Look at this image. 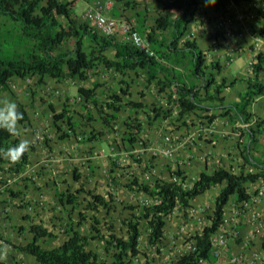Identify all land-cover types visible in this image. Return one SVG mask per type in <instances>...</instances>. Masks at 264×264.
<instances>
[{
    "label": "trees",
    "instance_id": "16d2710c",
    "mask_svg": "<svg viewBox=\"0 0 264 264\" xmlns=\"http://www.w3.org/2000/svg\"><path fill=\"white\" fill-rule=\"evenodd\" d=\"M117 1H127L128 4L137 5L136 0ZM155 1L159 3L158 7L161 11L152 20L150 26L139 33L145 34L158 59L139 51L130 42H117L115 35L111 37L100 35L98 29L90 27V22H83L74 15V2L0 0V18L4 19L3 24L0 25V92H8L14 96L10 87L13 79H26L28 76H37L39 82L44 77L59 82L86 81L88 72L96 70L98 64L121 74L134 72L136 76L144 77L147 85L155 84L159 92H164L170 87L174 88L169 95L167 105L174 106L176 110L174 119L185 122L171 121L168 123L171 125L169 129L179 133L185 128H191L186 120L190 119L189 121L192 122L194 116L205 121L207 125L220 117L226 118L233 130L241 132L245 141L244 148L240 147L244 164L255 170L244 173L245 166H242V171L238 175L222 168L211 173H201L190 188L173 181L157 180L154 184H149L134 179L129 184V189L135 194L147 195L155 202L143 206L139 213L135 212L138 210L137 207H125L133 212L125 219L119 218L126 228L125 237H119L114 233L116 229L114 216H111V223H108V235L103 234L102 228L98 227L102 224L98 219L93 220L90 231L92 236L81 231L83 222H86L88 217L81 209L80 195L91 196L96 208L108 211L107 215L110 216L111 211L116 212V208L112 207L104 196L93 195L82 187L76 193H56V200L65 208L70 206L78 213L80 219L79 221L68 219L63 230L65 237L63 243L49 250L41 246V241L45 238H57L56 235L42 225H33L30 228V233L33 235L31 241L15 248L20 253L32 256L35 264H135L141 256L148 258L146 252L141 249L143 227L149 231L148 246L154 247L159 255L165 243L166 217L176 209L190 208L193 200L213 187H220L213 215L210 217V225L206 226L201 234L194 236L195 250L180 257L174 264H199L200 260H211V237L224 224L225 207L230 199L235 197L237 202L247 200L246 186L259 180L264 181V161L255 159L251 153L252 147L264 137V116L254 118L251 111L255 99L264 94V86L259 81L260 72H264V57L261 55L258 57V63L254 68L256 80H251L247 91L240 95L239 101L225 103L222 97L223 90L233 88L234 83L227 84L225 79L218 81L215 74L222 72V66L219 63L206 65L204 54L196 41H190L186 37L188 25L195 20L197 12L201 9L209 7L218 11L221 7L239 5L247 0H153ZM227 15L224 13L225 19L229 17ZM136 17L142 26L147 16L138 13ZM3 28L7 29L3 30ZM158 32L164 34L158 36ZM86 39L91 41L88 48H86ZM109 49L115 51L114 59L107 57L106 52ZM183 68H188L187 75L181 70ZM160 74L162 77H159ZM190 79H194L196 83L189 82ZM95 90V87L92 89L79 87L78 94L86 102L93 103L99 118L104 121V126L113 132L114 126L111 125V120L122 110L124 106L122 100L118 95L112 94L111 101L107 105H99ZM130 104L135 108L143 106L134 102ZM107 108H110L112 113H107L105 111ZM18 110L24 115V119L19 121V124L29 123L30 116L26 108L18 104ZM153 112L156 118L166 119L172 116L163 108L154 109ZM61 120H64L67 126V134L62 140L76 138L78 123L72 121L67 111L54 116L55 126ZM86 120L89 123L96 121L89 114L86 115ZM237 123L246 126L243 129H236ZM146 125L151 126L153 123ZM125 126L126 131L121 139L124 146L134 148L137 143L144 144L140 139L143 132L142 123L137 126L131 124ZM58 130L62 131L59 128ZM18 137L0 129V163H4L3 152L9 147L18 145ZM92 139L93 137H90L87 142H92ZM121 140L118 143H121ZM34 150L35 148L32 147L31 152ZM28 158L27 152L20 164L16 165L17 171L24 169L28 164ZM134 162L141 164L137 159H134ZM80 180V176H74L76 183H80ZM11 193L14 194L13 191ZM81 200L85 202L87 199ZM29 218L25 216L23 220ZM89 239L104 244L105 258L98 251L87 249Z\"/></svg>",
    "mask_w": 264,
    "mask_h": 264
},
{
    "label": "crops",
    "instance_id": "0c3cea01",
    "mask_svg": "<svg viewBox=\"0 0 264 264\" xmlns=\"http://www.w3.org/2000/svg\"><path fill=\"white\" fill-rule=\"evenodd\" d=\"M67 1L74 2V15L79 17L82 21L84 13L91 7L94 0ZM136 1L137 5L134 6V4L131 5L127 3V6H125L126 8L124 7V9H120L118 8V1L114 0V2L111 3V7L108 8V10H104V14L108 18L115 19L119 23L120 30L117 34H115L117 42H128L126 39V32L124 30L126 24L132 25L138 32H144V29L149 27L148 25L152 23V20L156 18L158 13L161 11L160 7H158L159 3L156 1ZM76 8H79V13L76 11ZM238 9V6L233 5L230 7H221L218 11L209 7L201 9L197 12L195 20L188 25L186 32L187 39L190 41L195 40L200 50L203 52L206 65L219 63L222 66V72L217 75L215 74L216 79L220 82L225 79L227 84L230 82L234 83L233 88H226L223 90L222 97L224 98L225 103L239 101L240 95L247 91L251 80H253L252 77H248L245 73V59L247 57V46L250 40V34H247L245 39L241 42L235 40H225L223 39V34L220 32L219 28L220 21L224 19V13L228 14L227 16H232L233 19L237 14ZM123 10L124 16L122 20L125 19L126 21H119L118 19ZM153 10H156L157 12L155 15H153ZM138 13L142 15L145 14V16H147L144 20V28L142 27L143 25L141 26L136 19V15ZM260 17L263 18L262 16ZM140 20H142V18ZM84 22L87 21L84 20ZM248 25H250V23ZM90 27L94 26L90 24ZM231 27L236 31L240 28V25L231 24ZM97 32L102 35L99 31ZM157 34L158 36H162L164 33L158 32ZM143 35L145 36V34ZM86 40V44L89 46L91 41L88 39ZM238 52L240 53L239 55ZM106 55L109 59H114L115 51L113 49H109L106 52ZM87 75L88 78H90V76L94 77V81L90 84V86H86L85 84L88 79L86 81L67 80L62 82L50 77H44L39 82L37 76L28 77L26 79H13L11 89L14 92V96L10 95L8 92H0V106H2L3 101L10 100L15 102L17 106L18 104H22L28 111L30 122L26 125L19 124L20 135L18 137V142H20V140H28L30 146L33 142L39 141L41 143V140L45 139L44 133L42 132L44 125H54V115L61 114L64 111H67L72 121L76 123H89L86 120L87 114L96 120L90 123H104V121L99 118L97 109L91 101L84 103V105H80L83 103H75V99L79 96V87L88 89L95 87V91L97 93L96 99L98 100L99 105H107V103H109V100H106L105 104H102L101 101H99L104 100V96L106 97V94L109 92L114 95H118L121 98L124 106L114 119L111 120L110 118L111 123H143L142 125L144 126V123H171V121H175V123L185 122V120L177 121L174 119L176 118V110L174 106L172 107V105H167L169 95H171L174 90L173 87L167 88L164 92H159L158 87L155 84L147 85L144 77L136 76L134 72L121 74L114 69H106L102 64H98V68L96 70H90ZM159 77H162V75L160 74ZM116 81L118 83H115ZM259 81L264 82V78L262 79L259 77ZM132 102L143 104L144 107H132L130 106V103ZM82 106H87L88 109L82 108ZM160 108L170 112L172 116H169V118L166 119L156 118L153 111L154 109ZM71 110L73 111L71 112ZM105 111L107 113H112L110 108H107ZM251 111L254 118L264 116V94L255 99ZM189 120L190 119H187L186 123H198L193 126L195 130H198L206 124L205 121L200 120L195 116L192 122ZM60 123L63 127L64 124L62 123L65 122L64 120H61L56 124L60 126ZM213 124L214 125L212 127H214L215 130L213 132H211V130L202 132V135L196 140V142L200 146L204 145L201 148H205L206 152L212 151L216 158V162H207L202 159V151L195 153V155H191L189 151L182 150L179 152V156L176 160H183L189 155L194 156L193 165L189 168L185 167L187 175L198 178L201 173H211L219 168L229 169L237 163H241V167L245 166V169L249 171H254L255 169L253 167L244 164L242 149L244 148L243 144H245V141H243L241 132L233 130L232 125L228 123L226 118L220 117L213 122ZM152 126L153 125L148 127ZM241 127H243V124L237 123L236 129ZM76 128L78 131L79 124H77ZM185 130H192V128H185L179 131V133H183ZM108 136L110 135L107 134L106 137L109 138ZM97 139L95 140V143H93L94 141L89 142L90 146L91 143H93V145H100L99 142H97ZM69 141L70 140L67 139L62 142L66 144ZM107 142L111 143V141H106V143ZM225 142H227L226 144L231 147L230 150H227L228 153H226L227 151L225 152L221 150V148H218L219 146H214L218 143ZM47 145L49 146V143ZM121 145L124 146L122 140ZM45 146L46 143H42L36 146V152H30L31 150L28 151L29 164H27L25 170H16L15 165L20 164L21 160L20 162L13 164L10 163V160L4 155L2 156L4 163H0V180L3 177H7L5 182L11 180V184L14 183V185L11 186L14 194L4 192L0 193V264H24L19 261L21 258L26 259L28 264H35V259L32 256L20 253L15 248L16 246L26 245L31 241L33 235L30 233V228L33 225H42L49 231L53 232L57 237L52 239H43L41 241V246L44 249L49 250L57 248L61 245V243H63L60 239L63 237V230L65 227L61 225V221L58 225L59 228L55 229L48 224L50 222L49 220L54 222L55 217L59 218L63 215L65 208L59 201L56 202L51 200L52 203L48 202L47 192L53 189V195H51V197H55L56 193L61 192L59 191V187L56 185L52 186L54 183L52 178L57 180V166L52 163L54 162V157L49 156L48 159H45L48 155H50H46ZM59 146L60 144L58 143L56 147L59 148ZM195 146L196 145H193L194 148ZM82 147V143H79V145L72 146L71 151L77 153L78 151L83 150ZM193 147H191V150H194ZM225 147H227V145ZM240 147H242V149ZM105 148H101V154L105 155V159L102 162L108 166L111 162L107 156L111 154L108 153V148ZM254 148L255 147H252L251 153L255 159L264 161V155L262 156L259 152H255ZM60 149H62V147ZM64 150H66V148ZM111 150H113V148H111ZM35 153H39L38 158L40 160L38 161V164H43L46 161L44 164L45 175L32 183L28 178L23 177V175L26 173L28 168L36 166L35 162H37V159L34 158ZM42 156L46 157L41 160ZM62 156H64V154H62ZM102 158L103 157L101 156V159ZM60 159L63 160L62 166H66L62 170H67L68 158H59L57 162ZM167 164L168 163L165 165ZM165 165L158 163L156 167L159 166L161 175L166 173V177L169 179L167 168L164 167ZM88 170H91V167H89ZM91 173H93V171H91ZM163 179L167 180L165 177H163ZM246 187L248 195L247 200H249L256 193V190H264V181L259 180L254 184L247 185ZM214 188H216L217 192L208 197L207 194ZM212 189L191 202L192 207L202 210V212L199 213V217H191L188 210H178L168 217L164 234L165 243L161 248L159 261L156 259L157 264L159 262L161 264L166 263V261L168 262L171 258L173 259V257H175V255L183 249L184 242H186L187 237L201 234L203 229L210 225V217L213 215L215 200L220 187H213ZM24 196L30 198L29 202L33 205V212L31 214H27V210H25L23 205H21V203L23 204L21 197ZM244 201L237 202L236 198L232 197L225 207V231L235 235L229 241L228 254L244 255L247 258L263 256L257 264H264V194L258 203L253 204L244 211H241L239 207ZM136 205H138L139 211L143 207V203L135 204L134 206ZM117 208L119 209L116 213L117 218L128 217L127 212L123 210V206H118ZM61 210L62 212H60ZM25 216H29L30 218L23 220V217ZM168 227H171V229L168 230ZM48 240L57 244H53L50 248H45L43 245L46 244ZM138 259H140V257ZM222 264L230 263L224 262Z\"/></svg>",
    "mask_w": 264,
    "mask_h": 264
},
{
    "label": "rangeland",
    "instance_id": "374dc122",
    "mask_svg": "<svg viewBox=\"0 0 264 264\" xmlns=\"http://www.w3.org/2000/svg\"><path fill=\"white\" fill-rule=\"evenodd\" d=\"M103 3H113L114 0H102ZM127 1H118V8L124 9L125 6H127ZM126 8V7H125ZM108 10V8L106 9ZM76 11L79 13V8H76ZM158 11V10H157ZM75 12V11H74ZM153 15H155L156 10H153ZM124 16V10L121 12V16L119 17V21H126L125 19L122 20ZM4 19L0 18V25L3 24ZM82 21L84 22L83 18ZM150 26V25H148ZM7 28H3V30H6ZM5 32V31H4ZM89 46L86 45V48ZM181 70H184L186 75L188 74V68H183ZM93 76L88 78V81L85 82L86 86H90V84L93 83ZM188 78V77H187ZM189 82H194L196 81L194 79H190ZM115 83H118L117 81ZM114 84V83H113ZM125 85V84H124ZM12 88V85L10 86ZM113 93H107L106 97L104 96V100H99L101 101L102 104L106 103V100L111 99ZM84 105V104H80ZM143 105V104H142ZM88 109V107H83ZM73 110H71L72 112ZM55 116V115H54ZM54 119V118H53ZM45 124V123H44ZM55 124V123H54ZM63 124V123H62ZM79 128L77 132V139L78 137H81V140H77L76 138L72 137L70 138L69 142L64 144L62 141V137L67 134V129H66V124L64 123V126L62 127L61 123L60 126L56 124L55 125H44V128L42 129V132L44 133V140H41V143L39 141L33 142L31 144V148L38 146L39 144L46 143L45 150H46V155H48L46 158L42 156L43 160L48 159L50 157H54V162L57 166L56 174H57V180L55 178L53 179V185H56L59 187V191L61 193L66 194L67 192L71 193H76L77 190H79L81 187L85 189V191H89L93 193V195H102L106 198L107 202L112 205V207L116 208L115 211H111V215L108 216L106 210L102 208H96L95 204L92 202V199L90 198L91 196H87V194H81L80 195V200L81 201V209L84 211V214L88 217L86 222H83L81 231L84 234H88L89 236H92L91 234V228L93 225V220L98 219L102 224L99 225V228H102L103 234L108 235L109 234V224L111 223V216L116 217V213L119 210L117 207L118 206H123V210L127 212L128 217L130 216L131 213H133L130 210H127L125 206H134L135 204H142V203H147L150 200V198H147L143 194H135L129 189V184H131L134 179H138L140 182H147L149 184H154L157 180L163 179V177H166V173L164 175H161L159 166L156 167V165L163 164L165 165L168 161L166 160H155L156 156L153 155V151H145L143 154L137 152L138 149L142 148H156L160 144V140L162 138V135L167 132V128L164 123H153L152 127H148L146 123H144V126H142L143 132H142V137L140 139L144 142V144L137 143L135 144L134 148H131L129 146H122L120 140L122 139V134L126 131V124H131L134 126H137L139 123H111L115 127V130L113 132H110L107 127L104 126V123H78ZM141 124V123H140ZM143 124V123H142ZM198 123H189L188 125L191 126L192 130H185V132L180 133L181 135H188L189 133L195 131L193 128L194 125H197ZM168 127L171 128V125L169 124ZM59 129H62V131H59ZM174 128V126H173ZM178 129V128H177ZM111 130V129H110ZM176 130V128H174ZM109 138L106 137V135ZM125 134V133H124ZM113 135V136H112ZM90 137H93L92 142L95 143L96 139L97 142H99L100 145L96 144L93 145L91 143V146L89 144L88 139ZM263 137L260 138L259 143L262 142ZM36 141V140H35ZM62 143H61V142ZM106 141H111V143H106ZM116 141V142H115ZM12 143V142H11ZM49 143V146L47 145ZM60 144L59 148L56 147L57 144ZM79 143H82V151L72 152L71 147L74 145H79ZM225 143H218L217 145H214L215 147L221 148L223 151L230 150V146ZM195 148L194 150H187L190 152V154L195 155V153H199L200 151L204 152L205 148H201L203 146H200L197 144V142H194ZM227 145V147H225ZM62 147V149H60ZM108 148V153L111 155H114L111 157V155H108L107 158L111 162L108 164V166L102 162L105 159V155L101 154V148ZM198 147V148H197ZM206 147V145H205ZM255 152H259L262 156L264 155V150H261L258 146H254ZM30 148V150H31ZM47 148V149H46ZM49 148V150H48ZM66 148V150H64ZM110 148V150H109ZM113 148V150H111ZM37 149V148H36ZM75 149V148H74ZM106 149V148H105ZM35 151V150H34ZM31 152V151H30ZM36 152V151H35ZM126 153L127 158L124 161H121V154ZM228 153V151L226 152ZM64 154V156H62ZM179 155V153H178ZM39 153H35L34 158L37 159V162H35L36 168L38 169V176L37 180L41 178L42 176L45 175L44 173V164H38V161L40 160L38 158ZM101 156L103 157L101 159ZM68 158V169L67 170H62L66 166H62L63 160L60 159L58 162L57 160L59 158ZM115 158L117 161L112 162V159ZM134 159H137L141 162L139 164L138 162H134ZM28 162V161H27ZM115 163V164H114ZM89 167H91V170H88ZM165 167V166H164ZM63 171V172H62ZM93 171V173H91ZM80 176L81 180L80 183H76L74 181V176ZM161 176V177H159ZM7 180V177H3L1 181ZM32 183L35 181L30 180ZM4 183V182H3ZM47 183V182H46ZM14 183L11 184L13 186ZM47 185V184H46ZM51 186V187H52ZM53 190V189H52ZM52 190L47 192V197H48V202L52 203L51 200H54L57 202L55 197H51ZM217 192L216 188L212 189L207 196L213 195V193ZM87 199L85 202H83L81 199ZM21 200L24 201L23 207L27 208L28 203H30V198L27 197H21ZM28 204V205H27ZM64 206V205H63ZM137 207L138 205L134 206ZM65 208V207H64ZM56 210V207H55ZM62 212V210L60 211ZM136 213H139V210H135ZM27 213V212H26ZM64 220H63V218ZM70 217V218H69ZM126 218V217H125ZM124 218V219H125ZM68 219H72V221H79L78 213L72 210L70 206H67L63 212V215H61L59 218L55 217L54 222L52 220H49L50 222L48 223L49 226H51L53 229L59 228V224L61 221V225L65 227ZM116 229L114 230V233L119 236V237H125L126 236V228L123 226V223L120 222L119 217L115 220H113ZM48 222V221H47ZM61 227V226H60ZM171 227H168V230H170ZM148 230L143 227L142 229V237H141V249L142 251L146 252L147 257L141 256L140 259H138L135 264H157L156 259H160V255L156 252L155 248L152 246H148ZM65 237L63 236L60 241H64ZM46 243V242H44ZM55 245L57 243H53V241L48 240L46 244L43 246L45 248H50V246ZM62 244V243H61ZM87 249L88 250H94L98 251L101 256L105 258V251H104V244L101 242L97 241H92L89 239L87 242ZM175 257H173L174 259ZM172 259V258H171ZM169 260V262L171 261ZM20 262L24 264H28L27 260L24 258L19 259ZM174 261V260H172ZM168 262V263H169ZM172 262L171 264H174ZM158 264H161L160 262ZM162 264H167V263H162Z\"/></svg>",
    "mask_w": 264,
    "mask_h": 264
},
{
    "label": "built area",
    "instance_id": "2783aa9c",
    "mask_svg": "<svg viewBox=\"0 0 264 264\" xmlns=\"http://www.w3.org/2000/svg\"><path fill=\"white\" fill-rule=\"evenodd\" d=\"M238 6L237 14L232 19V16H229L227 19H222L219 23L220 32L223 34V39L225 40H235L241 42L245 39L247 34H250L249 42H248V50L247 57L245 62V73L248 77H252L253 81L256 80L254 68L258 63V57L261 55L264 57V0H247ZM111 7V3H103L102 0H94L91 7L83 15V20L90 22L93 26H95L105 37H111L117 34L120 30L119 23L115 19H110L104 14V10ZM262 16L263 18H261ZM250 23V25H248ZM231 24L240 25L238 30H234L231 27ZM255 26V28H254ZM126 32V39L130 42L134 47H136L139 51L144 52L145 54L156 57L155 52L153 51L151 43L148 41L147 37L141 35L138 31H136L132 25L126 24L124 27ZM255 35V36H254ZM253 36V38H252ZM240 53L238 52V55ZM156 59H158L156 57ZM264 67V64H263ZM260 78H264V72H260ZM264 86V82H261ZM110 102V101H109ZM75 103H87L82 96H78L75 99ZM166 128L168 129L162 135L160 140V144L156 148H142L138 149L137 152L143 154L145 151H153V155L156 156L155 160H166L168 161L165 167L167 168V172L169 175V179H160L165 181H173L177 184L183 185L185 188L192 187L195 180L198 178L190 177L187 175L185 171V167L189 168L193 165L194 156L189 155L187 158L183 160H176L179 155H177L182 150H188L190 147L194 145V142L199 139L202 135V132L210 131L213 132L215 130L212 127L214 124H204L198 130H195L188 135H181L180 133L174 132L172 129L168 128V123H164ZM246 125H243L244 128ZM115 130V127H114ZM77 138V137H76ZM77 140H81V137H78ZM259 147L261 150H264V137L262 142L256 144V147ZM114 155H111L113 157ZM127 158L126 153L121 154V161H124ZM202 159L207 162H216V158L213 155V152L202 153ZM115 158L112 159V162H116ZM115 164V163H114ZM220 169V168H219ZM223 169V168H222ZM218 170V169H216ZM234 175H238L241 173V163H237L233 165L229 169H225ZM244 173L250 172L247 169H244ZM38 173V169L35 167H31L29 171V177L35 179ZM181 173L182 175H179ZM200 176V175H199ZM161 177V176H159ZM264 188V187H263ZM264 194V190L258 189L256 193L249 199L245 200L239 207L241 211H244L251 207L253 204L259 202ZM144 195V194H143ZM147 198V195H145ZM151 201L147 203H143V206L150 205L155 202L150 198ZM32 210L31 207L28 208L30 212ZM178 210H188L189 215L191 217H199V213L202 212L201 209L196 207H191L188 209H176L174 212ZM173 212V213H174ZM172 213V214H173ZM171 214V215H172ZM170 216V215H169ZM166 217V221L168 217ZM149 233V232H148ZM233 233H228L225 231L224 224L219 228V230L212 235L211 237V249H212V259L211 260H200L199 264H222L224 262H228L230 264H257L260 258L262 257H252L247 258L244 255H229L228 254V245L229 241L234 237ZM196 241L194 236H189L186 238V242H184V247L181 252H177L175 258L172 259L175 262L179 260L180 257L189 254L195 250ZM166 261L167 264H171L174 261Z\"/></svg>",
    "mask_w": 264,
    "mask_h": 264
},
{
    "label": "clouds",
    "instance_id": "9594fccd",
    "mask_svg": "<svg viewBox=\"0 0 264 264\" xmlns=\"http://www.w3.org/2000/svg\"><path fill=\"white\" fill-rule=\"evenodd\" d=\"M28 77H31V76H28ZM23 119H24V115H23V113H21L18 110V106H17V104L15 102H12L10 100H5V101L2 102V106H0V129L6 130L12 136H19L20 135L19 121H21ZM29 150H30L29 141L28 140H20L18 145L8 148L7 150H5L3 152V154H4V156L7 159L10 160L11 163L15 164V163L20 162V160L23 158V156ZM28 160H29V158H28ZM28 164H29V161H28ZM16 165H15V167H16ZM25 167H24V170H25ZM30 169H31V167L28 168V170L23 175V177H26V178H28L29 180H32V181H37L38 173H37L35 179H33V178L29 177L30 176L29 175ZM23 177H21V178H23ZM1 180H0V193L4 192V193L10 194L12 192L11 180L7 181V182H5L6 180L5 181H1ZM23 204H24V201H23ZM28 204H27L28 207L27 208L24 207V208H25V210H27V214H31L33 212V205H32L31 202L28 203ZM29 207L32 208V210L30 212L28 211Z\"/></svg>",
    "mask_w": 264,
    "mask_h": 264
}]
</instances>
